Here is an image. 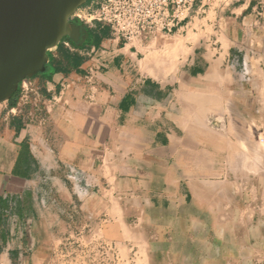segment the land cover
I'll return each instance as SVG.
<instances>
[{
	"label": "crops",
	"instance_id": "1",
	"mask_svg": "<svg viewBox=\"0 0 264 264\" xmlns=\"http://www.w3.org/2000/svg\"><path fill=\"white\" fill-rule=\"evenodd\" d=\"M78 20L80 41L51 49L46 72L0 104V264H46L83 232L164 248L175 264H252L264 251V184L252 195L264 0H213L172 37L131 44Z\"/></svg>",
	"mask_w": 264,
	"mask_h": 264
},
{
	"label": "water",
	"instance_id": "2",
	"mask_svg": "<svg viewBox=\"0 0 264 264\" xmlns=\"http://www.w3.org/2000/svg\"><path fill=\"white\" fill-rule=\"evenodd\" d=\"M89 1L0 0V104L46 72L51 49L66 38L80 41L82 24L71 19Z\"/></svg>",
	"mask_w": 264,
	"mask_h": 264
},
{
	"label": "built area",
	"instance_id": "3",
	"mask_svg": "<svg viewBox=\"0 0 264 264\" xmlns=\"http://www.w3.org/2000/svg\"><path fill=\"white\" fill-rule=\"evenodd\" d=\"M213 0H103L91 11V21L110 29L112 39L125 44L146 35L170 37L196 16L206 14ZM76 14V13H75ZM78 19L73 16L72 20Z\"/></svg>",
	"mask_w": 264,
	"mask_h": 264
},
{
	"label": "rangeland",
	"instance_id": "4",
	"mask_svg": "<svg viewBox=\"0 0 264 264\" xmlns=\"http://www.w3.org/2000/svg\"><path fill=\"white\" fill-rule=\"evenodd\" d=\"M102 1L103 0H98L96 1L95 5H89V7L92 6V9L96 10L97 3H101ZM85 7L86 6L81 8V11L77 10L75 17L80 20L82 18L85 22H94L91 21L92 18L87 13L90 11L87 10L86 12ZM166 49L168 52V56L166 57L168 62L166 63L167 67L171 69V67H175L179 63V48L178 46L174 45V43L170 42L169 45H167ZM261 140V146H263L264 139ZM258 148L259 147L256 146V149ZM257 151H259V149ZM255 171L259 174L258 170ZM262 183L263 182H261V184ZM256 186L258 188L257 184ZM260 192L261 189L259 190L258 196L261 194ZM262 193H264V190H262ZM256 204L257 203H254V206H257ZM252 222L255 223V216L253 217ZM258 226H262L261 218L258 220ZM254 227L255 229H257V222L254 224ZM255 229L254 234L256 232ZM218 241L221 243L222 239L218 237ZM118 247L115 243L106 242L99 237H88L83 232L81 234H76L72 237H69L68 240L65 241L57 251L50 254V257L48 258L46 264H175V262L165 260L166 251L163 250L164 248H140V246L138 245H128L125 246V248ZM186 264L215 263L206 262L204 260H197L195 262L192 261ZM252 264H264V251L254 257V259L252 260Z\"/></svg>",
	"mask_w": 264,
	"mask_h": 264
},
{
	"label": "bare ground",
	"instance_id": "5",
	"mask_svg": "<svg viewBox=\"0 0 264 264\" xmlns=\"http://www.w3.org/2000/svg\"><path fill=\"white\" fill-rule=\"evenodd\" d=\"M65 18H66V15H64L63 17H62V24H64V21H65ZM261 136V135H260ZM261 140V139H260ZM262 141V140H261ZM264 144V143H263ZM264 146V145H263ZM256 149V148H255ZM259 149V148H258ZM245 155H246V153H245ZM255 162V161H254ZM259 168V167H258ZM255 170V169H254ZM252 175L254 176L253 177V180H252V182H253V189H252V195H253V197L254 196H256V194H257V186H256V184L258 183V182H263V184H264V181L263 180H261V181H258L257 179V172L256 171H253L252 172Z\"/></svg>",
	"mask_w": 264,
	"mask_h": 264
}]
</instances>
